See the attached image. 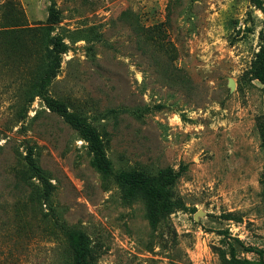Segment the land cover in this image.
I'll return each instance as SVG.
<instances>
[{
    "label": "rangeland",
    "instance_id": "rangeland-1",
    "mask_svg": "<svg viewBox=\"0 0 264 264\" xmlns=\"http://www.w3.org/2000/svg\"><path fill=\"white\" fill-rule=\"evenodd\" d=\"M50 8L68 48L49 94L76 125L38 96L20 109L19 76L0 67V264H71L72 228L95 264H264V0H0V27ZM29 147L50 207L18 202L10 167ZM164 167L178 207L151 224L112 173Z\"/></svg>",
    "mask_w": 264,
    "mask_h": 264
},
{
    "label": "trees",
    "instance_id": "trees-1",
    "mask_svg": "<svg viewBox=\"0 0 264 264\" xmlns=\"http://www.w3.org/2000/svg\"><path fill=\"white\" fill-rule=\"evenodd\" d=\"M17 8L20 11L18 13H21L19 5ZM59 21L57 10L50 8L46 22L0 27V67L12 68L19 76L17 97L20 109L27 111L38 96L49 109L55 110L64 120L75 126L74 117L65 108H61L57 100L49 94V86L59 71L62 54L68 48L64 41L67 35L56 31ZM73 35H69V38L73 39ZM258 57L260 58L255 65L254 76L264 80V75L260 73L261 69L264 70V46H261ZM258 127L264 141V114L259 118ZM88 147L93 154V164L98 170L111 173L109 161L94 135H89ZM14 156L15 162L10 167V173L15 189L21 192L18 202L40 206L46 204L50 207L54 186L38 165L32 148L29 147L25 155L15 152ZM112 175L123 193L124 201H148L150 207L148 206L147 218L151 224H154L157 215L170 213L171 208L178 207L177 201L172 199L176 176L169 167L160 168L154 176L130 170H120ZM60 228L65 231L63 225ZM66 235L70 241L71 264H95V256L86 233L82 229L72 228Z\"/></svg>",
    "mask_w": 264,
    "mask_h": 264
},
{
    "label": "water",
    "instance_id": "water-1",
    "mask_svg": "<svg viewBox=\"0 0 264 264\" xmlns=\"http://www.w3.org/2000/svg\"><path fill=\"white\" fill-rule=\"evenodd\" d=\"M234 83L233 82H230V87H233Z\"/></svg>",
    "mask_w": 264,
    "mask_h": 264
}]
</instances>
